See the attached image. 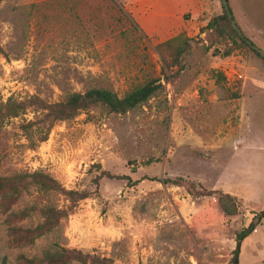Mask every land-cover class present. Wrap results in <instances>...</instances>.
Masks as SVG:
<instances>
[{
  "label": "rangeland",
  "instance_id": "374dc122",
  "mask_svg": "<svg viewBox=\"0 0 264 264\" xmlns=\"http://www.w3.org/2000/svg\"><path fill=\"white\" fill-rule=\"evenodd\" d=\"M203 1L186 17L193 29L161 38L138 26L130 0H0V176L40 171L91 193L75 208L59 193L25 194L12 210L47 202L71 210L26 246L12 242L0 194V264L62 249L84 257L68 264H231L237 234L264 212V59L228 29H208L224 6ZM229 4L264 51V0ZM183 39L190 47L177 61ZM152 80L163 87L139 107L92 108L57 122L35 148L23 126L36 113H5L9 99L55 103L92 88L123 97ZM103 171L115 178L96 189ZM202 187L218 193L200 195Z\"/></svg>",
  "mask_w": 264,
  "mask_h": 264
},
{
  "label": "trees",
  "instance_id": "16d2710c",
  "mask_svg": "<svg viewBox=\"0 0 264 264\" xmlns=\"http://www.w3.org/2000/svg\"><path fill=\"white\" fill-rule=\"evenodd\" d=\"M207 28L211 30L226 28L241 43L251 48L247 43L250 39L245 35L243 38L239 36L232 26L225 9L222 15L214 17L210 21ZM176 39L180 40L181 38L177 37ZM173 41L174 39H171L159 45L158 48L160 49L164 46H168L172 44ZM183 42V45L178 47V51L175 55L177 61L182 53L190 47L187 39H183ZM253 44L255 45L254 42ZM253 51L262 58L255 50ZM162 87L163 85L160 80H152L144 86L127 93L123 97H120L116 92L110 89L92 88L84 93L74 92L66 94L62 100L55 103H50L37 95L20 100L9 99L5 107V113L9 118L25 115L29 110L36 113V118L23 126L30 147L35 148L42 142L48 140L50 131L57 122L72 120L79 114L87 112L95 107H104L110 112L125 114L145 103L160 91ZM105 177L109 179L115 178L111 173L103 171L94 179L93 183L96 189L99 188L100 181ZM117 178L125 179L123 176ZM178 181L179 180L170 179L163 180L164 183L180 185ZM33 189L43 195L49 193L62 194L66 197L71 207L74 208L81 201L91 196V193L85 190L67 189L58 180L40 171L23 172L12 176H0L1 206L5 210H10L6 221L10 225L8 230L9 234L12 236V242L17 245L26 246L34 244L37 239L57 229L61 225L62 220L69 217L71 214L70 209L58 208L51 202L41 205H28L24 208L12 210V207L18 204L25 194L31 193ZM198 193L200 195H213L218 192L213 190L207 191L202 187L201 191ZM223 195L224 194H221V196ZM233 212L236 213L237 208H234ZM34 215L41 216L43 221L35 227L25 224L26 221L32 220ZM262 218H264V212L261 218L258 220L254 219L249 227L242 228L237 234V244L233 252L231 264H240L241 242L257 228ZM78 258L84 260L82 254L77 251L62 249L54 254L47 253L46 256L41 259L37 257L28 258L25 255H21L19 261L20 264H68L71 260ZM90 259L93 264L100 263L99 260L95 258Z\"/></svg>",
  "mask_w": 264,
  "mask_h": 264
},
{
  "label": "crops",
  "instance_id": "0c3cea01",
  "mask_svg": "<svg viewBox=\"0 0 264 264\" xmlns=\"http://www.w3.org/2000/svg\"><path fill=\"white\" fill-rule=\"evenodd\" d=\"M130 1L136 23L151 37L162 38L170 32L190 31L193 26L186 17H194L204 10L203 0ZM253 221L254 218L248 220L243 228L249 227ZM240 264H264V218L260 220L257 228L241 242Z\"/></svg>",
  "mask_w": 264,
  "mask_h": 264
},
{
  "label": "water",
  "instance_id": "95a60500",
  "mask_svg": "<svg viewBox=\"0 0 264 264\" xmlns=\"http://www.w3.org/2000/svg\"><path fill=\"white\" fill-rule=\"evenodd\" d=\"M224 9L228 15V18L232 24V26L234 27V29L237 31V33L239 34L240 37H245L244 33L242 31V29L239 27V25L237 24L236 20L234 19L233 13L231 11L230 8V4H229V0H222ZM248 45L251 46V48L253 50H255L262 58H264V51L259 48L258 46L254 45L252 41L248 40L247 41Z\"/></svg>",
  "mask_w": 264,
  "mask_h": 264
},
{
  "label": "built area",
  "instance_id": "2783aa9c",
  "mask_svg": "<svg viewBox=\"0 0 264 264\" xmlns=\"http://www.w3.org/2000/svg\"><path fill=\"white\" fill-rule=\"evenodd\" d=\"M253 217H254L255 220H258L260 218L259 213L258 212H255L253 214Z\"/></svg>",
  "mask_w": 264,
  "mask_h": 264
}]
</instances>
